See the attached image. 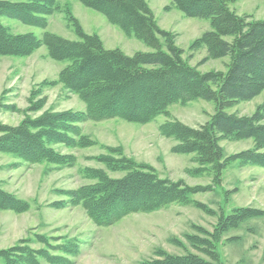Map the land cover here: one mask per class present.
I'll return each instance as SVG.
<instances>
[{"label": "trees", "instance_id": "trees-1", "mask_svg": "<svg viewBox=\"0 0 264 264\" xmlns=\"http://www.w3.org/2000/svg\"><path fill=\"white\" fill-rule=\"evenodd\" d=\"M81 1L155 51L131 56L121 49H107L98 35L83 31L69 11L68 20L76 28L77 40L49 31L41 38L31 32L15 33L3 22V16L47 28L48 16L61 11L59 1L0 0V54L28 56L47 46L55 60L68 62L60 72V82L86 103L85 111L49 110L15 126L0 122V152L30 164L70 166L74 164L73 155L62 154L55 145L96 144L83 133V123L113 118L146 123L175 102L201 98L216 104L215 114L204 126L195 129L180 121L161 126L164 135L180 141L174 151L194 153L204 170L218 174L226 162L220 139L253 138L254 149L235 159L264 166V104L250 116L226 111L233 103L252 100L264 91V19L240 16L231 7L237 0H174L187 16L212 22L214 29L204 32L193 46L206 45L213 58L230 57L226 72L203 73L183 58L182 49L158 25L146 0ZM106 148L108 154L97 160L124 174L115 177L102 168H85L83 173L95 181L65 190L68 199L55 202L56 208L83 205L98 226H111L136 212L189 203L195 194L207 190L183 180L162 178L155 168L124 155L121 148ZM30 208L29 200L8 191L0 181V210L24 213ZM260 213L252 207L234 208L220 216L211 237L188 236L191 244L211 252V259L193 252L174 254L160 249L156 257L139 264H226L219 251L224 233ZM79 251L76 237L31 232L16 244L0 248V264H77Z\"/></svg>", "mask_w": 264, "mask_h": 264}, {"label": "rangeland", "instance_id": "rangeland-1", "mask_svg": "<svg viewBox=\"0 0 264 264\" xmlns=\"http://www.w3.org/2000/svg\"><path fill=\"white\" fill-rule=\"evenodd\" d=\"M58 1L61 11L48 16L47 28L27 25L8 16H3V22L15 33L31 32L41 38L49 31L77 40L76 28L68 20L69 11L81 29L98 35L107 49H121L131 56L155 51L81 0ZM146 1L158 25L170 33L190 65L203 73L227 71L229 56L213 58L206 45L193 46L204 32L214 29L210 19L187 16L174 0ZM231 7L240 16L264 19V0H237ZM67 63L55 60L45 45L28 56L0 54V122L15 126L27 117L34 118L49 110L85 111L82 97L65 88L59 80ZM263 104L264 91L252 100L233 103L226 111L250 116ZM215 112L214 101L198 98L175 102L146 123L122 118L85 122L81 125L83 133L96 144L55 145L62 154L73 155L74 164L70 166L30 164L13 154L0 152L2 185L31 202L30 210L24 213L0 210V248L16 244L31 232H41L76 237L80 250L77 264H139L156 257L160 249L174 254L193 252L211 259V252L191 244L188 236L209 238L222 214L234 208L252 207L260 215L226 231L219 251L226 264H264V166L235 159L236 155L254 149V139L221 138L219 144L226 162L216 174L211 169L204 170L194 153L174 151L180 141L161 132V126L170 121L199 129ZM106 147L121 148L124 155L155 168L162 178L183 180L191 186H205L207 190L195 194L189 203L136 212L111 226H98L83 205L56 208L55 202L68 199L65 190L95 181L83 173L85 168H102L115 177L124 174L97 160L98 156L108 154Z\"/></svg>", "mask_w": 264, "mask_h": 264}]
</instances>
